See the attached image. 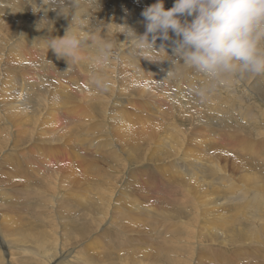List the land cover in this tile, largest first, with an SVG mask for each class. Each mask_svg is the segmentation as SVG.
<instances>
[{
    "label": "rangeland",
    "instance_id": "374dc122",
    "mask_svg": "<svg viewBox=\"0 0 264 264\" xmlns=\"http://www.w3.org/2000/svg\"><path fill=\"white\" fill-rule=\"evenodd\" d=\"M30 1L0 0V264H264V74L201 96L204 77L172 69L170 42L141 57L123 33L106 67L84 53L68 69L40 43L70 18ZM154 1L86 10L142 35ZM54 115L58 131L36 127Z\"/></svg>",
    "mask_w": 264,
    "mask_h": 264
},
{
    "label": "clouds",
    "instance_id": "9594fccd",
    "mask_svg": "<svg viewBox=\"0 0 264 264\" xmlns=\"http://www.w3.org/2000/svg\"><path fill=\"white\" fill-rule=\"evenodd\" d=\"M91 3L92 0H49L46 4L42 0L38 6L45 13L57 11L70 18L64 36H50L46 41L47 52L52 50L57 57L66 59L68 69L80 63L89 49L94 50L93 72L106 67L118 58L115 45L120 42L116 34L123 33L125 42L141 57L153 50L168 54L164 44L157 50L156 40L170 42L172 55L168 54V61L172 69L179 65L204 77V86L198 90L201 96L219 88L231 89L246 74H264V0H174L169 9L163 0H158L141 13L146 27L142 35L126 25H118L121 30L112 34L109 24H94L96 11L86 10ZM38 40L32 45L36 46ZM93 83L106 87L95 75Z\"/></svg>",
    "mask_w": 264,
    "mask_h": 264
},
{
    "label": "bare ground",
    "instance_id": "6f19581e",
    "mask_svg": "<svg viewBox=\"0 0 264 264\" xmlns=\"http://www.w3.org/2000/svg\"><path fill=\"white\" fill-rule=\"evenodd\" d=\"M49 2V0H45V3L47 4ZM156 2H158V0H155L154 1V3H156ZM163 2H164V6L166 7V9H169V8H171L172 6H173V4H174V1L173 0H163ZM30 3L32 4V5H36L38 2L37 1H35V0H31L30 1ZM154 3H149L148 2V4H146V5H148V6H150V5H152V4H154ZM40 4H41V2H40ZM30 7V6H29ZM147 7V6H146ZM34 9V8H33ZM108 27V29H109V32L110 33H112L113 34V31H114V28H112L111 26H107ZM141 29H146V27H145V24H142V25H140L139 26ZM62 34V33H61ZM63 34H65V32L63 33ZM61 36H64V35H61ZM149 39H151V36L149 37ZM41 48L43 47V46H46V44H43L42 43V41H41ZM35 49H37V50H39V48H36L35 47ZM43 49V48H42ZM40 51V50H39ZM50 52V51H49ZM51 52H53L52 50H51ZM85 53H88V54H93L94 53V51H91V49H89V50H87ZM20 54V53H19ZM18 54V55H19ZM18 62H19V59H18ZM21 62V61H20ZM136 62V61H135ZM98 70H96V72H97ZM89 76V75H88ZM113 76H116V74L115 73H113ZM7 84V83H6ZM93 84V83H92ZM5 85V84H4ZM4 85H3V88H1V91L3 92V89H4ZM2 86V85H1ZM62 86V85H61ZM60 86V87H61ZM66 86V85H65ZM94 86V85H93ZM67 87V86H66ZM25 89V88H24ZM21 92H23L22 91V89L20 90ZM55 92V91H54ZM53 92V93H54ZM5 93V92H4ZM7 94H8V92H6ZM22 94V93H21ZM10 95V94H9ZM26 96H25V100L22 102V103H20V105L22 106H25V108L27 109V107H28V101H27V97H29V94L28 93H26L25 94ZM54 95V94H53ZM21 96V95H20ZM57 99L58 98H62L63 97V92L62 91H59V92H55V95H54ZM85 96H86V94H85ZM12 97V96H11ZM10 98V97H9ZM13 98V97H12ZM22 100V99H21ZM4 101V100H3ZM18 101V100H17ZM91 101V100H90ZM5 102V101H4ZM92 102V101H91ZM19 104V103H18ZM111 103L110 102H107V106L108 105H110ZM15 105V104H14ZM11 109V108H10ZM16 109V108H15ZM19 111H22V110H19ZM18 111V112H19ZM88 111H90V108L88 109ZM108 113V112H107ZM51 116V114H49L48 115V118ZM56 118H57V115H54L51 119H48V120H46L44 123H42L41 121H40V123H38L37 125H36V127L37 128H40V127H45L46 125H50V126H52L53 128H56L57 127V125H59L57 122V124L56 123H54V122H52L51 120H55L56 121ZM48 121H50V122H48ZM52 123L54 124V126L52 125ZM43 131V130H42ZM54 131H58V129L56 128ZM2 132V131H1ZM24 132H26V131H24ZM21 134V133H20ZM57 135V134H56ZM54 136V135H53ZM52 136V137H53ZM51 137V138H52ZM12 138V137H11ZM11 138H9V140H8V142H9V144H11L12 146H14V147H16L17 146V142L18 141H16V139H15V137L13 138L14 139V141L13 140H11ZM20 138V137H19ZM46 138V137H45ZM21 139H23V138H21ZM48 139V138H47ZM52 139H54V138H52ZM50 142H51V140L50 139H48ZM48 141V142H49ZM21 142V141H20ZM49 142V143H50ZM52 143V142H51ZM63 144L65 143V142H62ZM21 144V143H20ZM66 145V144H65ZM60 146V145H59ZM63 147V146H62ZM56 148H58L57 146H56ZM53 150V149H52ZM62 150V149H61ZM54 152H52L53 154L52 155H50V157H56V159H57V161L58 162H61L62 160H63V158L64 159H68L67 158V156L66 155H64V154H62V152H61V154L60 155H56L57 153H59L60 152V150L59 149H54L53 150ZM74 154V156H75V153H73ZM48 156V155H47ZM64 156V157H63ZM66 156V157H65ZM73 157V156H72ZM75 158V157H74ZM68 174H69V171H68ZM66 180L67 179H69L70 180V178L69 177H67V178H65ZM55 200V199H54ZM58 201V200H57ZM112 201V200H111ZM54 202V201H53ZM111 219V220H110ZM110 219L108 218V217H106V216H103V215H100V222H98L97 223V226L96 227H98L97 229H100V230H103V233L102 234H105V236H106V234H107V230L105 229V226H104V222L106 221H111L112 222V218L110 217ZM113 226V225H112ZM115 226V225H114ZM128 230V229H127ZM124 231H126V230H124ZM99 232H101V231H99ZM129 232V231H128ZM112 233V232H111ZM110 233V234H111ZM130 234V233H129ZM124 235V234H123ZM108 238V237H107ZM127 239V238H126ZM128 239H130V238H128ZM127 239V240H128ZM130 241V240H129ZM128 241V242H129ZM131 243H135L133 240H131ZM224 246H226V243H222ZM5 243H2V245H1V251H3V249L5 248ZM94 245L95 246H97L98 244H97V239H95L94 240ZM100 245V244H99ZM234 247H235V245H234ZM234 247H232V250L234 249ZM105 249V246H103V245H100V250H104ZM224 250L225 251H228V249H226V247L224 248ZM101 255H102V253H101ZM134 261V260H133ZM135 262V261H134ZM136 263V262H135ZM137 264V263H136Z\"/></svg>",
    "mask_w": 264,
    "mask_h": 264
}]
</instances>
